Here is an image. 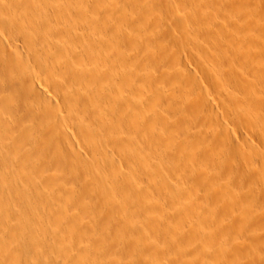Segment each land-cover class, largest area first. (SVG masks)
I'll list each match as a JSON object with an SVG mask.
<instances>
[{
    "label": "bare ground",
    "instance_id": "1",
    "mask_svg": "<svg viewBox=\"0 0 264 264\" xmlns=\"http://www.w3.org/2000/svg\"><path fill=\"white\" fill-rule=\"evenodd\" d=\"M80 1L0 0V264H76L75 260L80 261L79 258L81 257L89 258V260H92V264H101L102 262L99 261V257L109 252L115 255L119 252V249L123 248L124 241L115 235H113L114 237L106 235L108 232L105 230L106 228L109 230L114 222V217L108 216L105 219L107 224L105 222V224L102 223V220L98 219L97 215V202L101 203L99 207L102 204L107 207L109 206L111 208H109V211L112 210V213L115 211L119 214L127 226L140 229L142 224L139 223L135 214L142 210L146 211L148 205L144 203L145 200L141 201L143 199L142 194L136 198L134 197L136 193L141 192V188L137 186L139 180L131 178V174L133 176L134 174L139 176L144 173L150 174L151 171L154 172V169L160 166L161 162V158L157 159V157L152 156L149 150L148 154L151 156L147 157H150V159L146 158V155L144 156L145 147L147 148L148 144L150 145L147 136V139L145 138L147 146H145L144 138L141 140L122 139L123 133L124 135L128 133L122 127L133 130V128L139 129L140 124H142L141 128L149 129L150 132H155L159 137L163 135V140L166 137L171 140L180 134L179 130L182 125V120L180 119L183 118L187 124L186 134H189L193 130L192 125H190L191 122L186 120L187 118L190 119L186 109L183 107L186 101L182 104V96H190L193 92H197L196 87L192 85L193 92L190 91V85H187L190 84V79H188V82L186 81V84L184 80H181L182 78L184 79V76H175V74L172 80L178 77L181 84H183L182 81L185 82V86L179 85L178 89L176 86H178L180 81L174 83L176 86L170 83L171 79H168L167 82L165 75L169 71L167 70L166 73L162 71L160 77L158 76L159 78L151 79L150 77L148 79L145 77L148 80L140 87L142 93L138 97L134 95L133 92L137 84L131 73L133 57L131 58L130 55H132V52L130 54L120 44L112 41L109 42V37H107L110 33V31L108 32L109 28L107 29L105 25L102 26L103 22L99 24L97 21L101 15L97 14L95 18H92L94 16L92 11L96 12V10L89 7L93 9H91L92 11L90 10L92 15L86 16L85 12L87 10L85 7L88 8L89 5L85 6L87 3L84 4L82 0L81 2L84 4L82 6H85L82 9L79 6ZM151 1L153 0H133L138 11L145 6V10L147 8V11L152 10L153 6L150 4L153 5V2L150 3ZM86 2L89 3L88 0ZM251 2V4L246 6L249 10L250 8L253 10L252 5L259 7L262 0H251ZM99 5L97 3L95 7L101 10L100 7H97ZM158 5H156L157 8H160L167 6L168 3L165 1L162 6ZM75 6L82 9V11L79 9L78 12L80 13L81 11L83 13L82 16L73 14ZM246 7L244 6V9ZM99 9L98 11H100ZM250 11L249 13H251ZM108 12L110 13L104 14V16L107 15L105 17L107 22L113 20V16L117 17L121 14V11H118V15H116V12L112 13L111 10ZM77 16H81L85 20L73 18ZM122 17H124V14ZM139 17H142L141 14ZM136 18L138 19V17ZM116 19L114 20L118 22ZM118 20L119 24L121 21H127V19L121 20V18ZM259 20H253L257 22V25L254 22L252 25L250 22L249 29H246V31L249 30L248 32L238 26L233 27V29H225L221 26L217 27L215 30L217 38L220 41L228 42V48L222 50L221 56L218 57L220 61H217L219 63L216 69L222 76L217 79L213 78L210 81L220 90L217 97L212 101L215 104H221L225 110L224 112L227 113V117L232 118L237 125H243L246 122L250 127L249 131H251L252 135L253 133L256 135V132L261 127L264 131V24H258ZM106 21L104 24H106ZM132 21L130 20L134 24L135 22ZM131 23L130 28L127 24L125 25L129 28L127 29L128 32L132 30L133 27L131 28V26H134ZM109 24H106V26L110 27L111 24ZM119 24L114 26L118 28ZM151 30L149 31L148 28V31L153 34L154 29ZM172 31L165 30L160 35L162 36L160 39L155 36L159 41L155 40L154 42L152 41L151 33H144V31L142 32L144 34L141 33L143 40L141 38L140 41L142 40L141 42L145 46L157 47L158 51L161 49L163 54L161 55L160 52L159 57L161 55L162 58L164 57V60L170 53L164 46L180 40V36L175 35L177 33H172ZM155 32L158 31L155 30ZM99 34L105 35L106 39L100 40L97 36ZM234 34L237 36V44L234 42L233 44L228 40ZM67 40L69 41L67 42ZM136 44H139L140 47L141 43H137L136 41L134 45ZM187 44L191 45L190 43ZM167 50L169 53H166ZM164 53L167 55L165 54V56ZM128 55L131 59V65L127 60ZM158 59L161 60V58ZM105 61L107 64L104 63ZM37 68H40L41 71H37ZM219 68L221 71H219ZM168 75L171 74H167L166 78ZM88 77L101 81V83L99 86L85 87L83 86V82ZM229 79L231 80L230 84L228 83ZM173 81L175 82V80ZM9 85V88L13 87V92L6 90L8 89L6 86ZM26 85L29 86L26 87ZM154 88L163 93V95H166V97L169 95L171 99L170 111L166 113L169 115V112H171L173 117L170 120L171 125L167 129L158 128L162 119L158 111V103H162L163 97L154 99L157 91L156 89L154 91ZM19 89L24 93L22 97L18 94ZM236 90L242 95H235ZM178 91L181 95L177 94ZM201 95L203 94L195 96L196 100H192L193 104L189 102L190 99L187 101L192 105L203 101L208 106V101L203 96L202 100V97L200 98ZM188 105L190 106V104ZM200 105L207 107L204 103ZM209 106L211 107L212 104H209ZM139 109L140 111H145L143 113H145L144 115L149 120L146 121L144 119L145 122L143 123L137 120L136 117L138 112H140ZM29 111L41 114L40 116L43 119L38 120L40 125L30 126L28 120H25L24 112ZM118 115L122 117L121 121L117 119ZM29 117L30 122L33 116ZM138 117L141 119V115H138ZM35 121H37L36 116ZM196 124L199 125V132H203V136L205 133L206 136L204 137H209V142L207 143L211 142L215 144L216 148L219 143L216 142V138H212L217 137V135L225 137L228 133L227 124L213 116H199ZM44 128L50 131L49 135ZM239 129L241 128L239 127ZM244 129L246 130V126ZM262 130L258 133L261 134ZM92 133L108 135L109 138L103 142L96 141L92 143ZM236 133L235 131L234 136H236ZM74 134L79 137L82 136V139H85L84 136L86 135L90 156L86 154L89 152L82 153L83 150L80 149L83 146H79L80 149H77L78 145L74 146L73 142L71 143L72 138L70 137ZM116 134H122V138L114 140ZM36 136H46L47 139L48 137L51 139L61 138L70 142L67 148H64V145H59L61 143L59 141L61 140L54 142L58 144L61 150L59 154L60 161L63 164V162L72 163L78 160L80 165L86 167L87 172L85 171L84 184H88L86 191L89 190L92 194L84 191L83 184L71 181L68 170L72 166H68L70 167L68 169L55 167V169L50 168L49 171L43 170L45 166L49 167L51 164V155L44 154L43 152L45 151L43 150L40 153L39 159H33V154L30 155V148L27 145L25 146L27 143L26 139H33ZM112 136L114 137L113 139L111 138ZM21 137H23V143L19 146L22 148L20 153H12V143L16 142V138L19 139ZM187 138L186 140L190 137ZM206 139L201 141L200 138L199 141L204 142L207 141ZM247 141H245L246 145L249 143V141L246 143ZM245 144H243L244 147ZM83 145L85 146L86 144ZM54 147L57 148V145ZM250 147L247 149H252V146ZM75 148L81 152H77ZM219 148L223 155L227 154L228 157H234L233 159L238 156L237 150L239 149L231 147L230 144L226 145V143H223L222 145L221 143ZM259 148H255L258 154H260ZM54 150L57 149L54 148ZM219 150L217 149V151ZM48 152L54 153L55 151H50L49 149ZM83 154L88 156V158H85ZM245 154L247 153L243 155ZM117 156L123 157V161L121 159L118 160ZM260 156L262 157V164H264L263 154H260L258 157ZM228 157L226 156V158ZM222 159L225 158L222 157ZM244 159L243 162L246 161V155ZM247 161H249L248 158ZM121 162H125L126 164H124L127 168L125 172H117L118 168L121 167ZM40 163L41 167L39 166ZM73 163L76 164L75 162ZM245 163L248 164L249 162ZM250 163L254 164L251 161ZM262 164L260 162V165ZM80 165L75 169H78ZM63 166L65 167V165ZM252 167L254 170V165ZM217 169L219 171V165ZM232 172L234 174H241L242 170L237 165H232ZM120 177L125 185L120 182ZM67 181H70V183L67 184ZM176 183L178 182L176 181ZM39 185H46L47 187L42 186L47 190L41 193V196L39 195V191L38 194L37 192L35 193V189L40 188ZM108 192L111 193V197L106 194ZM252 193L257 194L258 192L252 188ZM94 194L96 195L95 199L93 197ZM75 208L79 209V211L82 209V214L84 215L85 213L87 216H83ZM106 209L108 210V208ZM239 218L244 219L242 216ZM229 219H232V217ZM97 222L105 226L103 227L97 224ZM78 234L79 240L77 239L76 242L80 243L75 244L77 246L73 245L74 243L71 244V242L66 241L67 237H72L73 239ZM10 235L13 237H7ZM84 235L91 241L94 240L92 238L99 235L101 239L102 237L104 238L103 241L105 242H102V244L91 242L84 244V241L87 240L84 239ZM89 240L86 242H89ZM190 248L193 251L202 250L200 246H191ZM125 249L123 250L124 252Z\"/></svg>",
    "mask_w": 264,
    "mask_h": 264
},
{
    "label": "rangeland",
    "instance_id": "2",
    "mask_svg": "<svg viewBox=\"0 0 264 264\" xmlns=\"http://www.w3.org/2000/svg\"><path fill=\"white\" fill-rule=\"evenodd\" d=\"M81 1L79 2V6H81L82 9H84L85 6L89 5L88 8L85 7V9L87 10V12H85L86 16L92 15V8L96 10V12L92 11L94 15L92 16V18H95L97 14L101 15V17H98L97 21L99 22V24L103 22L101 25H105L107 29L109 28L108 32L110 31V33H107L109 42L112 41L116 44H120V46L124 50H127L128 53L130 52V54L132 52V55H129L131 58L133 57V64H130L131 59L129 55V58L127 57V60L131 65V73L136 80L135 83L137 84L133 92L134 95H136L137 97L140 96L139 94L142 93L140 87L143 86V83L146 80L150 79V77L151 79H155L158 76L160 77L162 71L166 73L167 70L169 72L166 73V75L171 74L168 75L167 78L165 75V79H167V82L168 79L172 80V77H174L175 74V76H184V79L182 78L181 80L188 82V79H190V84H187L186 82L187 85H190V87L187 86L189 87L190 91L193 92V88L191 87V85L195 86L197 91L193 92V94L190 96H182V104L186 101L185 104H183V107L186 109V112L190 117V119L187 118L186 120H189L191 122L190 125H192L193 127V130L190 131L189 134H186L187 124L185 123V120L181 118L180 120H182V125L179 130L180 134H178L171 140L169 138L167 139L166 137L165 139H167V143H165V139L163 140V135L159 137V135H156V133L153 132L152 129V132H150L149 129L148 131L146 128H141L142 124H140V128L138 127L139 129L133 128V130L129 129L130 131L122 127L125 132L129 133H127V135L125 134L126 136L123 133V138L122 134H116L117 137L114 135L115 138L113 136L111 137L112 139L114 138V140L116 138H127L129 140H141L142 138H144L145 140L147 136L149 140L148 143H150L151 146L149 144L147 146L145 140V146H147V148L145 147V150L147 152L144 151V156L146 155L145 157L148 158L147 156H151L148 154L150 152L152 156L157 157V159L161 158V162L160 166L155 168L154 172L151 171L150 174L144 173L140 176L135 174L133 176V174H131V178H136L137 181L139 180V184H137V186L141 188V192L136 193L134 197L136 198L137 196L142 194L143 199H141V201L145 200L144 203L148 205L146 211L142 210L135 214L136 218H138L139 223L142 224V227L140 229L127 226L124 223V220H122L123 218H121L119 214H117L115 211H113L112 213V210L109 211L111 208L109 206H104V204L99 207L101 203L97 202V215L98 219L102 220V223L105 222V219L108 216H111V218H115H113L114 222L110 227L111 229L109 228L108 230L106 228L105 231L108 232L106 235H110V237L115 235L117 236V238L124 241L123 248L119 249V252H117L115 255L109 252L102 257H99V261L102 262L101 264H113V262H115L116 264H264V166H262L264 164H262L261 161L262 157H258L260 154H263L264 157V131L261 127V134L258 133L260 131L259 130L256 132V135H254L255 133L252 132V135L251 131H249L250 127L246 122V124L244 123L243 125H237L232 118H230L229 116L227 117V113L224 112L225 110L222 108V105L215 104L212 101L217 97V94L220 90H218V88L213 85L212 82H210L213 78L217 79L218 77L222 76V74H219L218 70L216 69L219 63L217 61H220L218 57L221 56L222 50L228 48V42L220 41V39L216 36L215 30L219 26L224 27L225 29H233V27L238 26L244 28L245 30H243L246 31L247 28L249 29L250 22L252 25L253 22L256 24L257 22L253 20L257 21V19H260L258 21V24L263 25L264 0H262L263 3L261 2L259 7H257L256 5V7H254V5H252L254 7L253 8L251 5H249L254 11L251 10L250 7L249 8L251 11L248 9V7H246L248 4L252 3L251 0H155L156 2L153 0L150 2H153V5L150 4L151 6H153V9L155 7L157 8V4H159L158 6H162L163 2L165 1L168 3V5L149 11H147L148 8L145 10V5H143L145 7H142L141 10L138 11V8L135 6L133 0H88L89 3L86 2L87 0H83L84 4L87 3V5L85 6H82L84 4ZM97 3L100 4L97 7H100L102 11L99 8L95 7ZM244 6L246 7L245 9ZM89 7H92V10ZM81 8L75 6L73 14L75 13L82 16L83 13H81ZM79 9L81 10L80 13H78ZM98 9L100 11H98ZM109 10H111L112 13L116 12V15H118L121 11V14L119 16H113L112 19H127L129 25L126 20L121 21L120 24L118 23V19H116L118 22H116L115 20V22L113 20L107 22L105 18L107 15L104 16V14H109ZM249 11L251 13H249ZM123 14L124 17L128 18L122 17ZM140 14L142 17H139ZM81 16L73 18L82 19ZM135 16L138 17V19ZM103 18L104 20H102ZM133 18L134 20L132 21ZM84 20L82 19V21ZM130 20L135 23H131ZM105 21L106 24H111L113 21L112 24L115 23V26L118 24L120 26L116 28L114 25L109 24L110 27H107L106 24H104ZM130 23L134 26H131V28H133L128 32L127 29L130 28ZM126 24L129 28L125 26ZM122 26L125 27L121 28ZM146 26L149 28V31L151 29H154L153 34L152 32L148 31V28ZM155 30L158 32H155ZM165 30H173L172 33H177L175 35H179L180 40L164 46V48L166 47L165 49H168L170 53L167 50L166 53L168 52L169 55L164 53V55L166 54L167 56L165 55L166 58L163 60L164 57L162 58L161 56L163 54V52H161V49L160 51H158L159 49H157V47H148L145 46L143 42H141L143 40V35H141V33L144 31V33H151L150 35L152 36L151 38L154 42L155 40H157L156 37L158 39L162 37L160 35H162ZM248 31L249 30H247L246 32ZM155 33L156 35H154ZM97 36L100 40L106 39L105 35L103 36L99 34ZM233 37L230 39L228 38V40H230L231 43L234 42L235 44H237V36L234 34ZM141 38L142 40L140 41ZM68 41L69 40H67V42ZM136 41L137 43L140 42L142 45L140 44V47L139 44L134 45V42ZM187 43H190L191 45L189 46ZM160 52L161 55L159 57ZM156 54L158 58H161V60L158 58L156 59ZM106 61L104 62L105 64H107ZM37 71H41V69L37 68ZM219 71H221L220 68ZM145 77H147L148 79H146ZM176 78L179 80H177ZM173 80H175V82ZM173 80V82H169L171 84H174L176 82H179L180 78L175 77ZM184 81H182L183 84H181L180 81L179 84L177 83L178 86H176V84L174 85L179 89V85L185 86ZM230 81L231 80L229 79L228 83ZM100 83L101 81H96L88 77L86 78V81L83 82V86H99ZM171 84H169V86H171ZM27 86L29 85H26V87ZM6 87H8V89L6 90L13 92L12 86L11 88H9L10 85ZM155 89L156 88H154L153 90L156 91L157 89ZM235 92V95H242L238 90H236ZM201 93L203 95H201L200 98L203 96L210 105L212 104L211 107L208 104L209 108H207V104L201 100L199 101H201V103H204L207 107H202L200 105V102L192 105L194 101L193 99L196 100L195 96ZM18 94L22 97L24 93L19 89ZM177 94L181 95L179 91L177 92ZM167 96L169 98L166 97V95H163V93L158 90L156 91L154 96V99L163 97L162 103H158V111L162 116L158 128L161 129L169 128L171 125L170 120L173 117V114L171 112H169V115L168 113H166L170 111L171 101L170 96ZM188 99H190V101ZM187 100L189 102H192V104ZM188 104H190V106ZM218 106H220L221 108ZM143 112L145 111L141 110L140 112H138V115H141V119L138 117V115L136 117L140 123L145 122V120H149V118L146 117L144 115L145 113ZM40 115L41 114L35 113L33 111L24 112V118L25 120H28L30 126H36L37 124L40 125L38 120L43 119V117H41ZM29 116H33V118L31 117L33 120L31 119L30 122ZM35 116L37 118V121H35ZM199 116H213L215 118H218L221 122L227 124L228 133L225 137H221V135H217V137L212 136V139L216 138V142L219 143V145H217V148L214 146L215 144H212L211 142L207 143L209 142V137H204L206 136L205 133L203 136V132H199V125L196 124ZM121 118L122 117L120 115L117 116V119L119 121L122 120ZM232 124L235 126H233ZM244 125L246 126V130L244 129ZM239 127L241 129H239ZM69 128H71V126H69ZM44 130L49 135L50 131L47 128H44ZM235 131L237 132L236 136H234ZM191 132L193 133L191 134ZM248 133L250 134V136ZM94 134L92 133L91 135L93 139L91 141L92 143H95L96 141L103 142L105 139L109 138L108 135H103L101 133L95 135ZM73 136L70 137L72 138L71 143L73 142L72 144L74 146H83L81 149L80 147H76L77 149L83 150L82 153L89 152L87 147L88 141L86 142L85 137L86 135L84 136L85 139H82V136L79 137L75 134ZM185 136L190 138L188 139ZM22 138L23 137L19 139L21 140ZM34 138L26 139L27 143L25 144V146L27 145V147L30 148V155L33 154V159H39L40 153L43 152V150L45 151L43 152L44 154H47L49 156L51 155L50 157L52 158V162L49 167H44L43 165V170L49 171L50 168L55 169V167L68 169L72 166L68 170L71 181L83 184L82 187L85 188L84 191L88 189V184H84L86 175L85 173L87 172L86 167L80 165L78 160L73 161L76 164H74L73 162L71 163L70 161V163L63 162L62 164V162L60 161L59 154L61 153V150L60 147H58V144L54 142L61 140L59 141L61 142L59 145H64V148H67L68 144L70 143L68 140L61 138L51 139L50 137H48L47 139L46 136H36ZM186 138L188 140H186ZM200 138L201 141L207 138V141L201 142L199 141ZM19 139L16 138V142L12 143L11 146L14 147H11L12 153H20V150L22 148H20L19 146L23 143V139L21 141ZM247 140L249 141V143ZM234 141H236L237 143ZM245 141H247L246 143H248V146L245 144ZM242 142L243 144H245V147ZM221 143L222 145L223 143H226V145L230 144L231 147L238 148V156L233 159L234 157H228V155L224 153L228 157L226 158V156L223 155L219 150ZM83 144L86 145L84 146ZM56 145L57 148L54 147ZM250 146H252V149L248 150L249 148H251ZM255 146L257 148H262H259L258 150L260 154L256 153L257 150L255 151ZM54 148L57 150H54ZM49 149L50 151L53 150L56 153H47ZM217 149L220 152L217 151ZM80 150L76 151L81 152ZM260 150L263 152L261 153ZM239 151L242 152L240 153ZM242 153H247L245 154L246 161L244 162L243 160H245V155H243ZM86 154L90 156V152ZM83 155L85 158H88V156H85V154ZM220 155H223L222 157L226 160L222 159ZM117 158H119L118 160L121 159L123 161V157L120 158V156H117ZM247 158L249 161H247ZM148 159H150V157ZM259 160L262 165H260ZM250 161L254 164H251ZM218 162L220 163L218 164ZM245 162H249L248 164L251 167L252 165H254V170L253 167L251 169V167ZM124 164L125 162H121V167L118 168L119 170L117 172H125L127 170L125 166L126 164ZM255 164L257 165L255 166ZM63 165H65V167ZM79 165L80 167H78V169H75ZM218 165L220 168L219 171L217 169ZM232 165H237L238 167H240L242 173L234 174L232 172ZM39 166L41 167V163ZM38 169L40 170L39 167ZM119 180L120 182L123 181L121 177L119 178ZM176 181L178 183H176ZM69 183L70 181H67V184ZM122 184L125 185L124 182H122ZM39 186L40 188L35 189V193L37 192L38 194L39 191V195L41 196V193L45 192L47 189L45 190L44 188L46 187V185H42L44 187H42L41 185ZM252 188L256 189L258 193H252ZM86 193L92 194V192H89V190H87ZM106 194L108 196L110 195L111 197L110 192ZM93 197L95 199L96 195L94 194ZM98 207L100 210L98 209ZM105 207L108 208V210ZM75 210H77L81 214L83 212L82 209L79 211V209L75 208ZM98 210L100 213L98 212ZM115 214L117 218L115 217ZM117 215H119L120 217ZM83 216L87 215L84 213ZM240 216L244 217V219H240ZM231 217L232 219L228 220V218ZM102 223L97 222V224L99 225H102ZM7 237L11 238L13 236L10 235ZM78 237L79 234L76 235L73 239L72 237H67L66 241L69 243L71 242V244L74 243L73 245L79 244L80 242H76L77 239L79 240ZM95 237L92 238V240H94L91 241L85 236L84 239H87L86 241L89 240V242L83 240L85 242L83 243L89 244L91 242L102 244V242H105L103 241V237L102 239L101 237H99V235L98 237ZM191 246H200L202 250L193 251L190 248ZM124 248H126L125 252L123 251ZM81 258H79L80 261L75 260V263L79 262V264H92V260H89V258Z\"/></svg>",
    "mask_w": 264,
    "mask_h": 264
}]
</instances>
